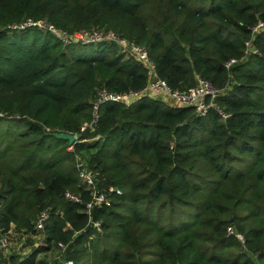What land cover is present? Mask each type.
Instances as JSON below:
<instances>
[{
  "label": "trees",
  "instance_id": "16d2710c",
  "mask_svg": "<svg viewBox=\"0 0 264 264\" xmlns=\"http://www.w3.org/2000/svg\"><path fill=\"white\" fill-rule=\"evenodd\" d=\"M27 18L142 44L171 88L192 85L194 73L227 83L217 98L226 117L142 98L102 104L97 122L80 131L97 88L140 89L146 71L113 43L63 44L35 27L8 28ZM258 21L264 0H0V232L13 225L27 233L49 212L45 245L2 264H255L250 254L264 264V27L251 32ZM245 41L255 52L244 53ZM79 161L99 170L100 189L121 191L90 215ZM51 250L60 252L52 262L37 258Z\"/></svg>",
  "mask_w": 264,
  "mask_h": 264
},
{
  "label": "built area",
  "instance_id": "2783aa9c",
  "mask_svg": "<svg viewBox=\"0 0 264 264\" xmlns=\"http://www.w3.org/2000/svg\"><path fill=\"white\" fill-rule=\"evenodd\" d=\"M28 27H35L41 31L48 32L59 39L63 44H68L70 42L113 43L117 45L121 51L134 58L145 69L146 82L140 89L112 92L105 87L97 88L95 96L91 101V119L89 122L81 125L80 131L92 127V125L97 122L99 108L102 104L115 103L123 107H129L131 104L142 98L157 100L170 107L191 108L193 113L198 117H205L209 113L215 114L219 119H224L226 117V113L218 103L217 98L228 88L227 83L219 87L214 86L210 81L202 78L197 73H194L192 85L182 89L171 88L157 75L155 64L149 58L148 50L144 45L122 37L112 30L91 29L67 32L45 20H33L31 18H27L22 22L8 26L11 30H22ZM262 27H264V24L258 21L251 28V32H255ZM244 45L246 46L244 50L245 54L247 52H255L254 48L248 41H245ZM250 47H252V49H250ZM234 62V59H229L223 65L227 69ZM169 147H171V145ZM77 178L89 196V200L85 205V212L88 215H90L92 209L100 208L109 203L108 193L120 194L121 192L118 188L114 187L100 189L99 183L101 180V174L99 170L88 168L81 161L77 163ZM65 197L74 203L83 202L80 194H75L70 191L65 192ZM48 219V210H42L33 221L32 229L29 232L17 233L15 232L13 225H11L7 231L0 232V264H2L3 260H8L12 254H15L11 250L12 246L13 248L16 247L14 248V251L18 253L24 248L23 245H28L27 243H23V240L32 241L31 245H33V248L43 247L45 245V227ZM93 226L100 231V222H93ZM226 232L228 234H233L241 245V251H245L242 236L233 232L231 227H228ZM57 248L60 251H64L65 246L61 242H57ZM250 256L255 264H262V262L256 259L255 254H250ZM64 263L72 264L71 261H65Z\"/></svg>",
  "mask_w": 264,
  "mask_h": 264
},
{
  "label": "rangeland",
  "instance_id": "374dc122",
  "mask_svg": "<svg viewBox=\"0 0 264 264\" xmlns=\"http://www.w3.org/2000/svg\"><path fill=\"white\" fill-rule=\"evenodd\" d=\"M23 243H27L28 245H23L24 248L21 249L18 253L16 251H14V247L13 246L11 247V250L18 256V258H21L22 256L28 254L32 249H33V245H31V242L32 241H29V240H23L22 241ZM60 252L58 251H54V250H51L49 252H46V253H42V254H39V256H37V258H46L47 261L49 262H52L59 254Z\"/></svg>",
  "mask_w": 264,
  "mask_h": 264
},
{
  "label": "water",
  "instance_id": "95a60500",
  "mask_svg": "<svg viewBox=\"0 0 264 264\" xmlns=\"http://www.w3.org/2000/svg\"><path fill=\"white\" fill-rule=\"evenodd\" d=\"M252 49V47H250ZM54 136L58 139L66 140L69 145H72L75 142L76 136L73 133L68 132H56Z\"/></svg>",
  "mask_w": 264,
  "mask_h": 264
}]
</instances>
